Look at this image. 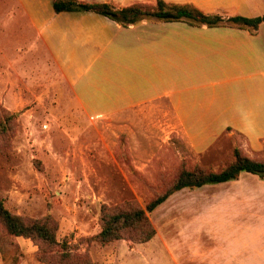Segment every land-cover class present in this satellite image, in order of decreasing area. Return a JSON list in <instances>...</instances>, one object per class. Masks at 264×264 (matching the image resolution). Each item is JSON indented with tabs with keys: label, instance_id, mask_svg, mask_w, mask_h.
I'll return each mask as SVG.
<instances>
[{
	"label": "crops",
	"instance_id": "1",
	"mask_svg": "<svg viewBox=\"0 0 264 264\" xmlns=\"http://www.w3.org/2000/svg\"><path fill=\"white\" fill-rule=\"evenodd\" d=\"M78 1L115 8L155 2ZM163 1L222 17L264 13V0ZM0 8L9 17L4 39L17 46L13 55L0 51L4 102L39 106L42 85L50 83L57 107H65L61 113L125 135L131 154L145 158L134 163L137 169L172 134L195 155L225 141L264 158V21L251 34L155 19L122 26L92 11L55 12L52 0H0ZM194 190L158 205L168 213L173 202L179 206L180 241L163 246L170 257L177 264H264V178L241 172ZM190 201L195 207L188 212L181 203ZM188 228L193 243L184 239Z\"/></svg>",
	"mask_w": 264,
	"mask_h": 264
},
{
	"label": "rangeland",
	"instance_id": "2",
	"mask_svg": "<svg viewBox=\"0 0 264 264\" xmlns=\"http://www.w3.org/2000/svg\"><path fill=\"white\" fill-rule=\"evenodd\" d=\"M8 24L9 17L0 8V51L13 55L17 46L11 38L4 39L10 32ZM50 89V83L42 85L43 101L39 106L32 102L21 106L13 100L5 103L0 76V121L6 123L5 127L0 124V198L4 206L25 220L50 215L57 225L55 250L78 258L86 255L91 264H177L163 247L180 241L177 202L171 204V213L158 206L147 213L155 235L142 243L128 238L87 240L100 229V207L132 201L143 208L170 184L181 164L208 166L225 157L226 149L229 154L232 143L226 145L224 141L222 148L215 147L203 155L186 151L181 145L179 153L175 144L165 143L158 153L146 156V168L137 169L134 163L145 158L131 154L125 135L116 137L112 128L92 130L78 113H61L65 107H57L58 93L52 95ZM27 92L29 98H34L32 85H28ZM12 96L16 98L17 93ZM3 129L6 131L2 134ZM176 192V197L197 193L187 187ZM181 204L188 212L194 210V201ZM191 232L188 228L189 236L184 239L193 243ZM0 238H4L1 225ZM3 243L0 264H45L31 240L11 237ZM56 260L57 254L52 264H75L73 260Z\"/></svg>",
	"mask_w": 264,
	"mask_h": 264
},
{
	"label": "trees",
	"instance_id": "3",
	"mask_svg": "<svg viewBox=\"0 0 264 264\" xmlns=\"http://www.w3.org/2000/svg\"><path fill=\"white\" fill-rule=\"evenodd\" d=\"M52 8L60 11H92L104 15L122 26L134 24L143 19L162 21H184L191 26H228L245 29L251 34L255 33L259 24L264 21V13L260 16L243 17L220 15H207L192 5L167 4L163 0H155L154 4L134 3L121 8H115L110 3L85 2L78 0H52ZM9 117V115H6ZM11 118V116H10ZM2 127L6 124L0 121ZM4 124V125H3ZM6 129L2 130V134ZM176 142V143H175ZM175 144L180 152V145L186 150L190 149L183 141L172 134L168 144ZM208 166L194 163L192 167L181 164L179 172L170 184L158 195L148 200L142 208L132 201L117 206L100 207L99 231L87 240L108 242L128 238L142 243L155 235V229L150 223L147 213H150L172 193L187 187L197 188L206 184H215L236 179L241 172H247L264 178V158L251 157L243 153L238 146H232L229 154ZM0 225L4 229V238H0V254L4 255V243L13 237L29 239L37 244L38 258L42 263L52 264L55 254L59 260L75 261V264H91L86 255L80 258L72 256L69 252H57L56 239L57 225L50 215H45L39 220H25L19 215L10 212L0 198ZM10 242V241H9ZM66 245V244H63ZM41 246V247H40ZM43 246V248H42ZM47 246V247H46ZM71 258V260H70Z\"/></svg>",
	"mask_w": 264,
	"mask_h": 264
}]
</instances>
